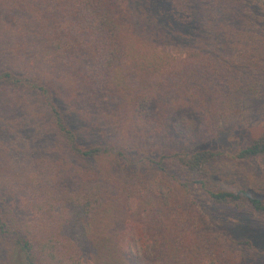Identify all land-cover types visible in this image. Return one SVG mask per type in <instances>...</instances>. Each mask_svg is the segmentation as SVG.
Wrapping results in <instances>:
<instances>
[{"label":"trees","instance_id":"trees-1","mask_svg":"<svg viewBox=\"0 0 264 264\" xmlns=\"http://www.w3.org/2000/svg\"><path fill=\"white\" fill-rule=\"evenodd\" d=\"M137 1L46 0L33 22L20 12L13 35L16 44L8 42L6 47L13 57L22 54V67H0V116L8 123L26 113L38 137L49 132L50 149L41 159L25 157L16 169L9 170L24 210L39 217L38 222L16 219L0 187V264H12L15 254L20 264H92L91 256L99 254L98 248L107 239L102 231L94 236L96 220L110 215L113 205L109 203L120 187L122 193L132 194V203L143 212L155 213L158 207L169 206L167 192L180 191L197 205L190 195L197 186L217 205L264 217V198L243 187H223L213 180L210 169L219 158L243 163L263 157L264 130L234 152L222 146L195 148L189 144L137 162L127 156L139 143L130 132L140 139L149 129H142L146 123L145 112H139L143 101H153L158 112L169 102H194L220 137L236 113L264 91V29L247 12L244 0H186L197 26L191 28L184 22L183 38L178 40L187 41L190 51L185 57L165 59L158 64L162 69L152 73L149 66L155 62L149 59L148 45L140 41L134 46L123 31L121 9ZM116 4H120L117 9ZM256 5L264 8V0H256ZM59 13L64 18L62 26L53 21ZM166 16L157 17L158 22L162 24ZM126 19L135 25L134 20ZM155 28L159 29L151 34L156 39L172 36L162 26ZM5 30L0 22V44ZM128 91L134 97L125 110H133V116L120 117V109L114 116L120 97L125 98ZM31 98L38 99L37 110H31ZM126 120L129 129H135L125 137ZM103 123L120 130L125 143L119 145L117 139L109 138L107 144H84L91 130ZM185 131L177 133L183 137ZM110 157L123 161L122 173L114 176L110 170L88 166ZM144 161L154 170H130L133 163L142 166ZM0 166L3 171L9 169L2 161ZM147 232L154 242L150 254L149 243L137 241ZM121 237L120 247L130 264H229L210 238L202 235L194 241L182 231L174 233L169 227L164 231L155 215L149 223L131 226ZM233 242L257 250L251 238ZM104 264L112 263L105 257Z\"/></svg>","mask_w":264,"mask_h":264},{"label":"rangeland","instance_id":"rangeland-1","mask_svg":"<svg viewBox=\"0 0 264 264\" xmlns=\"http://www.w3.org/2000/svg\"><path fill=\"white\" fill-rule=\"evenodd\" d=\"M244 1L247 6V12H252L257 25L264 29V8L256 5V0ZM42 2H46V0H0V22L1 25L6 26L4 35H1V41L4 44H0V67H13L15 64L22 67L20 63L22 54L20 52L18 53L19 56L16 54L20 60L17 57H13L9 49L7 50L6 45H8V42L16 44L13 42V35L17 32L20 12L22 11L25 15L28 14L29 20L33 22L41 14ZM12 5L13 7H11ZM119 5L116 4L114 7H119ZM121 12L125 14L123 18L125 36L130 39L134 46H137L140 41H144L148 45V50L151 52L149 59L155 62L154 66H149L152 69V73L153 71L158 72L159 68L162 69L163 66L160 67L158 64L164 63L165 59L169 57H185L190 51V45L187 41L183 43L178 40L183 38L181 37V32L184 22H188L191 28L197 26L194 13L190 5L186 3V0H139L136 3L124 6ZM165 15L169 17L166 16L163 18V23H159L160 21L158 22L159 19L157 17ZM127 16L131 19V22L134 20L135 25H132L126 19ZM170 17L175 18L177 21L173 19L174 24H172ZM53 21L58 26H62L64 18L59 13ZM155 26H162L164 32L172 36L165 39H156V34H151L152 30L157 31L159 29H156ZM163 48L165 49L163 50ZM22 50L20 49V51ZM132 52L137 53V50L133 49ZM152 52H154L155 56ZM135 96L139 99L142 97V95L137 93ZM133 97L130 91L127 92L125 98L120 97L119 100L122 102L120 107L117 106L114 109V116L119 109L120 117L125 119L128 113L133 116V110L131 112L125 110L126 105L130 104ZM141 99L146 100L143 97ZM31 101V110H37V106L34 104H38L36 102L38 99L31 98ZM141 106L139 112L141 114L143 111L145 112L143 119L146 121L145 127H142V129L146 130L147 127L149 129L144 132L147 135L140 138H144V141L139 139V134L130 132L132 136L139 140L135 150L128 151L127 154L135 162L140 159L142 161V158L145 159L147 156H157L164 149L186 147L189 144L195 148L208 144L217 147L222 146L234 152L247 143L251 137L258 135L264 130V91L258 100L246 106L241 112L236 113L235 118L224 126L220 137L215 135L217 133L215 129L207 125L206 117L201 111L196 109L194 102H169L168 107L163 112H158V105L154 104L153 101H143ZM163 119L165 125L161 127ZM123 124L126 125V128ZM123 124L121 125L125 128L126 137L129 135L127 133L135 128L129 129L128 120ZM96 126L97 128L91 130L93 132L90 133L91 137L89 135L86 137L88 141H84V144L92 142L107 144L109 143V138L117 139L119 145L125 143L122 140L125 137L122 136V132L116 127L111 129L105 123ZM142 129L138 127V131ZM179 130L181 132L186 130L185 133L187 135L180 136L177 133ZM38 134L39 132H34L29 119L26 117V113L17 121L8 123L3 116H0V162L7 163L9 168L3 171L4 169L0 166V187L6 194L9 206L13 209L12 215L16 219H20V221L38 222L39 217L32 216L30 212L24 210L21 201L22 197H20L21 193L18 192L9 170L16 169L19 161L25 157L39 160L41 155H45L46 149L49 148L47 142L49 132L44 133L43 137H38ZM117 134L122 137L119 138ZM3 158L6 161H3ZM142 164L141 166L140 163H133L130 165V170L133 172L135 169H141L140 172L142 173L154 170L149 162L144 161ZM136 165L139 167H136ZM88 166L103 171L110 170V173L115 176L117 173L123 172L124 164L122 160L118 159L116 162L114 158L110 157L100 158L96 162L89 163ZM210 169L213 180L223 187H243L264 198V156L243 163L235 162L228 158H219L212 163ZM120 190L121 187L111 198L112 203L109 204L113 205V209L109 213L110 215L103 219L99 216L96 220L94 236L95 233L96 236H99L97 232L102 231L107 236V239L98 248L99 254L96 253L95 256H91L92 264H104L105 257L106 261L112 264H130L129 259L124 255L125 253L120 247L122 244L121 236L124 232H128L131 226L149 223L152 215L156 216L157 222L164 231L167 227L172 228L174 233L179 230L194 241L198 236L202 235L210 238V242L215 244L214 248L220 251L224 258L228 259L229 264H264L263 216L248 210L217 205L210 201L197 186H193L190 193L191 197L198 202L197 205H193L191 198L180 194V191L175 194L167 192L166 194L170 197H168L169 206L161 205L162 209L158 207L155 213L150 211L143 212L142 208L137 207L135 201L132 203L135 198L131 193L124 194ZM146 228L148 227L146 226ZM245 238L253 239L257 250L246 249L233 242ZM137 241L149 243L148 254H150L154 247L152 234L147 232L144 236L138 237ZM106 247L108 248L106 249ZM91 252L93 251L91 250ZM12 258V264H20L17 254L12 255ZM203 264H205L204 261Z\"/></svg>","mask_w":264,"mask_h":264}]
</instances>
